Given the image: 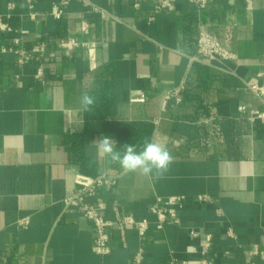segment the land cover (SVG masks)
Returning a JSON list of instances; mask_svg holds the SVG:
<instances>
[{
  "label": "crops",
  "instance_id": "crops-1",
  "mask_svg": "<svg viewBox=\"0 0 264 264\" xmlns=\"http://www.w3.org/2000/svg\"><path fill=\"white\" fill-rule=\"evenodd\" d=\"M157 3L0 0V23L11 29L0 31V47L12 49L0 53V264H136L140 251L141 264H264L255 254L264 252V122L252 120L264 107L248 89L264 73V0H211L201 12L176 0L158 13ZM201 31L236 59L194 61ZM69 39L97 47L65 53L58 45ZM40 45L43 58L19 65L17 51ZM179 89L180 102L163 106ZM103 136L117 150L154 137L172 163L160 177L125 174L98 152ZM76 175L112 176L88 203L107 220L117 204L147 221L146 236L112 228L110 253L96 255L93 224L64 204ZM173 197L184 198L179 223L159 229L151 208Z\"/></svg>",
  "mask_w": 264,
  "mask_h": 264
},
{
  "label": "built area",
  "instance_id": "built-area-1",
  "mask_svg": "<svg viewBox=\"0 0 264 264\" xmlns=\"http://www.w3.org/2000/svg\"><path fill=\"white\" fill-rule=\"evenodd\" d=\"M25 3L30 4V0H23ZM157 1L156 12L160 13L170 9L173 3L176 0H155ZM193 4L196 9L201 12L207 9L211 0H185ZM68 4L67 1L63 2V6ZM136 8H139V3L134 5ZM31 7V6H30ZM13 9V5H10L9 10ZM51 16L56 20H61L64 16V9L58 5L52 7ZM31 19H35V15H30ZM153 19H149V22H152ZM1 32H11V29L0 23ZM82 32L88 33V25H82ZM15 45H19V40L16 39ZM59 49L65 53H72L79 49H95L97 47L94 43H79L74 39H69L67 41H61L59 43ZM12 51V49L5 46L0 47V53H6ZM18 54V63L19 65H25L26 63L43 58L45 55L44 45H40L32 49L31 51L20 49L16 52ZM236 59V56L223 47L214 37L205 31H201L197 44V57L194 58V61H204L208 63H218L221 66H224L227 62H232ZM44 73L42 69L39 70L37 77H43ZM261 81L257 84L248 85V89L251 93L257 97L263 107H264V73L259 75ZM181 89L175 90L167 94L163 98V106L167 105L171 101L180 102ZM142 99H133V102H141ZM240 112H245L244 108L240 109ZM252 120H260L264 122V110L256 111L252 114ZM75 186L77 188L76 193L69 198L64 200V204L67 208L81 209L83 216L86 220L91 222L95 228V241L93 246V252L98 256H106L110 253V235L109 230L112 228H117L119 231L124 232L127 227H134L138 235L143 238L146 236L149 224L147 221H137L133 217L123 216L118 212L117 204L115 207V219L107 220L103 216V207L91 205L88 203V199L94 198L99 189L115 184V179L110 175H103L97 178L87 177L84 175H76L75 177ZM199 202H208L209 197H199ZM184 198L173 197L169 198L166 201H161L160 199L152 206L151 213L157 218L156 225L159 229L162 228V225L170 220L173 223H179V217L177 214V209L182 207ZM21 224L26 226L28 221H22ZM193 236H195L192 233ZM211 236L207 237L206 248L210 247ZM257 254L264 255V252H256ZM143 252L140 253L135 258L136 264H141L143 261Z\"/></svg>",
  "mask_w": 264,
  "mask_h": 264
},
{
  "label": "clouds",
  "instance_id": "clouds-1",
  "mask_svg": "<svg viewBox=\"0 0 264 264\" xmlns=\"http://www.w3.org/2000/svg\"><path fill=\"white\" fill-rule=\"evenodd\" d=\"M95 102L94 97L85 92L81 104L85 111H91L90 106ZM99 153L110 158L111 162L119 165L123 173L140 172L145 176H163L172 163V156L166 145L154 137L145 139L143 146L137 150L134 144H125L117 150L116 142L109 136H103L96 142Z\"/></svg>",
  "mask_w": 264,
  "mask_h": 264
}]
</instances>
